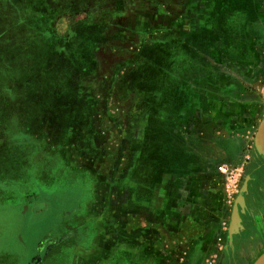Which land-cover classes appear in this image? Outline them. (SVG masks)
Returning a JSON list of instances; mask_svg holds the SVG:
<instances>
[{
    "label": "rangeland",
    "instance_id": "obj_1",
    "mask_svg": "<svg viewBox=\"0 0 264 264\" xmlns=\"http://www.w3.org/2000/svg\"><path fill=\"white\" fill-rule=\"evenodd\" d=\"M108 1L0 0V112L7 98L4 145L18 155L0 177V264H80L79 245L102 231V218L86 216L89 210L127 209L142 179L158 199H170V209L186 192L187 200L208 199L227 190L223 143L237 152L242 138L256 150L264 4L200 0L193 9L185 0L177 9L169 0V9H147L144 0H127L123 10L96 8ZM103 19L127 34L108 26L107 45L127 52L106 54L102 72L92 73L97 33L88 29ZM194 162L210 167L194 170ZM231 169L239 188L242 171ZM195 172L211 176L207 187L187 181L184 192L172 182ZM141 196L149 198L148 189ZM128 220V227L143 224L139 216ZM176 227L163 235L157 228L156 237L176 246L201 228L192 218ZM259 234L264 241V228Z\"/></svg>",
    "mask_w": 264,
    "mask_h": 264
},
{
    "label": "crops",
    "instance_id": "obj_2",
    "mask_svg": "<svg viewBox=\"0 0 264 264\" xmlns=\"http://www.w3.org/2000/svg\"><path fill=\"white\" fill-rule=\"evenodd\" d=\"M144 1L147 3V9L150 7L151 9H169L168 5L172 3L169 0ZM108 2L110 4V1ZM260 2L264 4V0H260ZM128 3L127 0H113L110 5H105L104 3L96 8L113 7L117 10H123L126 7H130ZM174 3L173 8L183 9L186 2L185 0H176ZM192 3H194L193 9H200V0H196V2L193 0ZM195 3L198 4L197 7ZM103 20L97 23L96 27H92L93 29H88V31L94 30L97 33L96 41L93 45L95 67L92 69V73L96 69L98 73L99 71L102 72L105 56L112 55L115 57L120 53L119 50L127 52L125 49L113 48L107 45L108 42L106 41L113 40V37L107 34L108 26L118 28L119 31L116 34L118 36L127 34L122 27V29L117 27L118 25L115 24V21L107 22L105 19ZM5 100L7 101V98L2 99L0 112L2 115L0 116V154L2 157L0 159V177L8 174L6 168L9 163L17 162L16 152L9 150L7 144L6 146L4 145L8 141L4 142V138L10 135L9 125H11L10 123L7 126L6 123L8 118V112L6 111H9V108H2ZM90 102L93 103L92 100ZM95 117L96 114L91 115L89 118L90 123L96 124ZM78 134L79 132L68 134L65 137V141L67 138L78 137ZM200 136L206 137L202 132H200ZM49 140L51 141V138H48ZM245 141L241 138L240 142L242 145H240V149L237 152H234V147L230 141L224 142L223 152L226 157L223 161L225 163L222 161V164H219L233 169L239 168L242 171L241 183L240 186L238 185L237 193L229 194L227 190L224 193L215 191L209 194L210 197L208 199L200 196L187 200L188 196L185 194L188 192H186L183 198L175 200L174 203H176L177 210H174V205L171 209L169 205H166L167 201L170 200L168 197L164 195L158 199L156 191L145 184L142 179L140 182L134 183L131 192L132 203L129 204L127 209L119 208L115 211L113 210V214H105L106 210L103 208L97 209L96 214H92L94 211L89 210L91 214L88 213L86 216L92 215L102 218L100 224L102 231L100 230L101 234L99 233V238L96 242L79 245V248H81L80 264H205L212 258L210 264H253L264 253V241L262 239L258 240L260 238L259 230L264 228V159L256 150L254 153L250 149L246 150V147H244L246 145H243ZM249 158H252L251 162L247 161ZM206 164L202 165L201 162H194L190 167L194 170H201L204 167L209 168L210 166H206ZM184 167L186 166L183 165L181 168ZM243 170L245 171L244 173ZM90 172L89 178L92 176V171L89 169L88 174ZM199 173L195 172L186 176L180 174L181 176L178 175L179 178L172 180V182L181 186L184 192L187 184H189L187 181L198 180L196 187L199 184L206 186L212 180L211 176H201ZM2 180L3 178L0 179V181ZM94 183L95 181L92 184ZM147 189L148 193L150 192L149 198L137 197L140 192L142 193V191ZM240 198L242 205L238 204L237 206L241 220L240 228L230 235L233 209ZM130 215L139 216V219L143 222L142 226L139 228L128 227L127 223ZM106 217L114 219L112 226L109 221H106ZM191 218L198 224V227L201 226L195 231V233H198L197 236L193 235L188 237L186 241H179L175 244L176 246H172L156 237L157 228H161V231L163 230L162 235L168 229L180 232L181 230H178L176 225H181L186 219ZM162 235L160 237L163 239ZM55 245L56 243L54 242ZM175 249H184L186 252L183 251L180 254L177 251H171ZM217 249L222 251L217 252Z\"/></svg>",
    "mask_w": 264,
    "mask_h": 264
},
{
    "label": "water",
    "instance_id": "obj_3",
    "mask_svg": "<svg viewBox=\"0 0 264 264\" xmlns=\"http://www.w3.org/2000/svg\"><path fill=\"white\" fill-rule=\"evenodd\" d=\"M255 149L257 153L264 159V118L262 119L256 135H255ZM241 198L238 200L234 206L232 218H231V225H230V235L235 233V230L240 228V216L238 211V204H241ZM253 264H264V253L261 254Z\"/></svg>",
    "mask_w": 264,
    "mask_h": 264
},
{
    "label": "built area",
    "instance_id": "obj_4",
    "mask_svg": "<svg viewBox=\"0 0 264 264\" xmlns=\"http://www.w3.org/2000/svg\"><path fill=\"white\" fill-rule=\"evenodd\" d=\"M219 171L222 175H224L227 179V192L229 194H234L237 190L236 184H237V179L232 171V169L226 165L220 166Z\"/></svg>",
    "mask_w": 264,
    "mask_h": 264
}]
</instances>
